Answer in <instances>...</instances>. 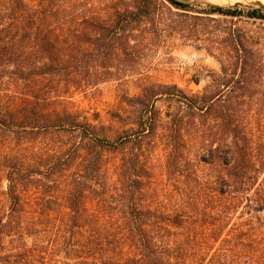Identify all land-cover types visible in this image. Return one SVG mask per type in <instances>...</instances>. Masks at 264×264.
<instances>
[{"label": "trees", "instance_id": "1", "mask_svg": "<svg viewBox=\"0 0 264 264\" xmlns=\"http://www.w3.org/2000/svg\"><path fill=\"white\" fill-rule=\"evenodd\" d=\"M243 19L264 21V7L0 0V132L8 133L0 171L9 198L0 215V264H175L187 242L230 237L229 209H264V159L245 110L263 64ZM173 40L221 63L204 91L144 84L126 96L133 110L120 115L124 127L113 140L70 108L77 91L135 70L146 51ZM161 99L175 103L168 120ZM191 143L210 171L203 176L187 155ZM159 147L168 177L183 176L176 202L156 194Z\"/></svg>", "mask_w": 264, "mask_h": 264}, {"label": "rangeland", "instance_id": "2", "mask_svg": "<svg viewBox=\"0 0 264 264\" xmlns=\"http://www.w3.org/2000/svg\"><path fill=\"white\" fill-rule=\"evenodd\" d=\"M205 1L223 6L237 3L253 7L262 5H256L249 1ZM240 24L245 25L248 37L260 42L263 79L253 93L254 97L250 98L249 103L245 106V110L251 118L247 131L254 150L264 159V21L243 19L240 20ZM169 44L146 51L139 64L135 66V70L88 90L77 91L71 99L70 108L78 111L82 116H87L89 121L97 126L100 136L113 140L124 127L120 122V115L124 116L133 110V107L128 105L126 96L139 94L144 84L152 82L175 83L189 94L200 93L212 84L213 78L217 74H221V63L206 49L184 43L181 40H173ZM157 106L165 120H168L169 112L176 108L175 103L166 99L158 100ZM6 134L8 133L0 132V150L7 143ZM199 151L198 145L191 143L187 155L193 167L198 166L199 175L203 176L210 171L205 164H199ZM116 155L120 154L118 152L109 154L111 157ZM152 160L156 194L161 199L165 195H171L176 202L180 188L184 189V183L180 181L183 176L175 180L168 177L165 170L166 156L160 147L154 152ZM3 172L1 169L0 215L9 207V198L6 193L8 181ZM259 177L261 182L264 178V167ZM191 189L192 186L188 191ZM228 214L230 219L225 230L231 229L232 232L227 240H207V237L202 236L195 243L187 242L186 249L180 254V257H177L176 253L175 257L172 256L175 264L184 262L188 264L192 262H198V264H264V209L256 210L253 206L240 203L229 209Z\"/></svg>", "mask_w": 264, "mask_h": 264}, {"label": "bare ground", "instance_id": "3", "mask_svg": "<svg viewBox=\"0 0 264 264\" xmlns=\"http://www.w3.org/2000/svg\"><path fill=\"white\" fill-rule=\"evenodd\" d=\"M215 1H218V0H215ZM220 1V0H219ZM230 1H233V2H237V1H239V2H247V1H249L250 3H254V4H264V0H230Z\"/></svg>", "mask_w": 264, "mask_h": 264}, {"label": "water", "instance_id": "4", "mask_svg": "<svg viewBox=\"0 0 264 264\" xmlns=\"http://www.w3.org/2000/svg\"><path fill=\"white\" fill-rule=\"evenodd\" d=\"M237 4H240V3H237ZM256 5H259V4H256ZM259 6H263V5H259Z\"/></svg>", "mask_w": 264, "mask_h": 264}]
</instances>
